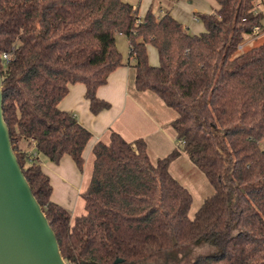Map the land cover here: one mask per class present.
Masks as SVG:
<instances>
[{
  "label": "trees",
  "instance_id": "obj_1",
  "mask_svg": "<svg viewBox=\"0 0 264 264\" xmlns=\"http://www.w3.org/2000/svg\"><path fill=\"white\" fill-rule=\"evenodd\" d=\"M214 1L217 11L196 14L204 31L190 35L168 13L140 19L123 0H0L3 119L66 264H164L199 243L217 251L191 264H264V42L239 49L263 15L255 0ZM116 35L128 40L136 92L175 112L177 145L152 162L141 139L112 131L94 143L84 213L72 219L51 201L40 157L57 165L67 155L83 170L92 135L58 104L80 83L92 114L109 108L96 91L124 65ZM181 153L213 190L192 218L191 194L168 171Z\"/></svg>",
  "mask_w": 264,
  "mask_h": 264
},
{
  "label": "crops",
  "instance_id": "obj_2",
  "mask_svg": "<svg viewBox=\"0 0 264 264\" xmlns=\"http://www.w3.org/2000/svg\"><path fill=\"white\" fill-rule=\"evenodd\" d=\"M123 1L135 9L131 0ZM140 1L141 4L142 2L145 4V13L148 9H152L156 17L168 13L182 25L184 33L190 35L204 31L196 14H209L219 9L214 0ZM256 1L264 12V0ZM146 49L149 64L157 65L158 57L155 48L147 45ZM122 60L124 65L110 73L106 84L96 91L99 99L109 103L108 109L92 114L84 98L85 87L80 83L70 85L67 94L58 104L60 110L76 113L73 115H77L79 123L92 135L83 150V170L85 166V171H79L67 155L63 156L57 165L40 157L41 169L48 175L52 187L51 201L68 210L72 219L84 213L83 200L80 195L88 186L91 178V175H86V170L89 166L92 172L91 151L94 143L97 141L107 143L112 131L118 133L127 142L141 139L146 144V151L152 162L167 156L177 145L176 134L171 126V122L176 118L175 112L152 92L138 93L134 88L135 73L132 67L134 61L129 56V44L128 57L124 59L122 56ZM23 148L29 155L35 154L33 145ZM168 171L190 194L193 189L202 198V202L212 195L208 194L210 184L204 174L200 173L201 171L193 165L185 153L179 154L169 164ZM86 177L87 184H85Z\"/></svg>",
  "mask_w": 264,
  "mask_h": 264
},
{
  "label": "water",
  "instance_id": "obj_3",
  "mask_svg": "<svg viewBox=\"0 0 264 264\" xmlns=\"http://www.w3.org/2000/svg\"><path fill=\"white\" fill-rule=\"evenodd\" d=\"M1 82L0 71V264H66L12 149Z\"/></svg>",
  "mask_w": 264,
  "mask_h": 264
},
{
  "label": "rangeland",
  "instance_id": "obj_4",
  "mask_svg": "<svg viewBox=\"0 0 264 264\" xmlns=\"http://www.w3.org/2000/svg\"><path fill=\"white\" fill-rule=\"evenodd\" d=\"M132 3L134 4L135 10L137 9V13L138 16H144L145 14V4L140 0H131ZM199 21V20H198ZM201 23V22H199ZM115 42H116V46L118 51L121 53V55L123 56L124 59H126L128 57V42L127 39L124 35H116L115 37ZM264 42V31L258 35H252L251 37H246L244 39V43L241 44L242 49L241 50H246L248 48L254 47L259 45L260 43ZM150 47V45H149ZM150 50V48H149ZM0 64H2L1 60H0ZM72 114H76L73 113ZM77 116V115H75ZM85 171V166H84V170ZM91 169L87 168L86 170V175L88 174L89 176ZM202 174V172H200ZM89 180V179H88ZM87 177L85 179V184H87ZM84 184V185H85ZM209 188V195L212 194V189L211 187L208 185ZM192 190V202H191V206L188 212V216L189 218H192L194 216V213L197 211V209L200 207L201 203H202V198L200 196H198L195 191L193 189ZM185 249H188V252L186 250H181L178 253L175 254V256L173 258H171V260H168L167 263L166 261L164 262L165 264H191L192 260L199 256V255H205V254H210V253H215L217 251V249L207 243H199V244H192L189 247H186ZM187 252V253H186Z\"/></svg>",
  "mask_w": 264,
  "mask_h": 264
},
{
  "label": "built area",
  "instance_id": "obj_5",
  "mask_svg": "<svg viewBox=\"0 0 264 264\" xmlns=\"http://www.w3.org/2000/svg\"><path fill=\"white\" fill-rule=\"evenodd\" d=\"M254 11H255L256 14L261 13L263 15L262 23L264 25V12L260 8V6L257 4V1L256 0H255V4H254ZM263 31H264V27H261V28H258L257 27V28L254 29V35H258V34L262 33ZM249 37H251V36H249ZM239 49H242V46L241 45L239 46ZM10 56H11L10 54H3L2 55V58L4 60L8 61L10 59Z\"/></svg>",
  "mask_w": 264,
  "mask_h": 264
},
{
  "label": "flooded vegetation",
  "instance_id": "obj_6",
  "mask_svg": "<svg viewBox=\"0 0 264 264\" xmlns=\"http://www.w3.org/2000/svg\"><path fill=\"white\" fill-rule=\"evenodd\" d=\"M169 258H172V257H171L170 255L166 256V257H165V261L169 260ZM165 261H164V262H165ZM164 262H163V263H164ZM158 264H162V263H158Z\"/></svg>",
  "mask_w": 264,
  "mask_h": 264
}]
</instances>
